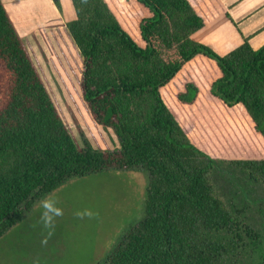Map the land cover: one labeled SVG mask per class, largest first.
I'll list each match as a JSON object with an SVG mask.
<instances>
[{
	"label": "trees",
	"instance_id": "obj_1",
	"mask_svg": "<svg viewBox=\"0 0 264 264\" xmlns=\"http://www.w3.org/2000/svg\"><path fill=\"white\" fill-rule=\"evenodd\" d=\"M71 2L82 100L119 148L77 144L0 1V238L73 178L141 169L143 219L97 264H264V158L245 157L264 144V45L219 56L194 42L204 21L188 0H128L138 22L112 0ZM180 82L170 109L161 91Z\"/></svg>",
	"mask_w": 264,
	"mask_h": 264
},
{
	"label": "rangeland",
	"instance_id": "obj_2",
	"mask_svg": "<svg viewBox=\"0 0 264 264\" xmlns=\"http://www.w3.org/2000/svg\"><path fill=\"white\" fill-rule=\"evenodd\" d=\"M42 30L26 45L64 123L80 147L113 151L111 130L92 121L80 89L81 55L66 29ZM0 68V95L4 84ZM148 173L109 170L73 178L36 200L0 238V264H97L144 216ZM225 190L223 183H218Z\"/></svg>",
	"mask_w": 264,
	"mask_h": 264
},
{
	"label": "crops",
	"instance_id": "obj_3",
	"mask_svg": "<svg viewBox=\"0 0 264 264\" xmlns=\"http://www.w3.org/2000/svg\"><path fill=\"white\" fill-rule=\"evenodd\" d=\"M5 11L17 30L20 38L26 45L39 42V33L50 25L54 29H66L71 21L75 20V12L71 0H59L61 9L58 10L52 0H0ZM194 11L204 21V27L192 36L196 43L210 48L219 56H225L241 46L244 40L253 50L264 45V0H188ZM114 8L130 17L136 22L145 15V11L135 2L128 0H112ZM40 35V36H39ZM202 67L208 66L213 78L219 73L215 67L204 59H197ZM194 65H189L190 68ZM199 72V71H198ZM202 74L201 72H199ZM189 77V76H188ZM189 80L197 83V78ZM183 84L174 89L175 84H169L162 89V95L167 106L178 108L175 96L182 91ZM173 86V87H172ZM167 95V98H166ZM198 101H200L198 99ZM217 102V101H216ZM199 103V102H197ZM196 103V105H197ZM238 113L242 109L237 107ZM174 115L177 117L176 113ZM178 120H180L178 118ZM181 123V121H180ZM181 125H183L181 123ZM255 138L253 150H249L245 157L264 158V144ZM260 147V153L258 149ZM213 157L231 159L234 155L217 153Z\"/></svg>",
	"mask_w": 264,
	"mask_h": 264
}]
</instances>
